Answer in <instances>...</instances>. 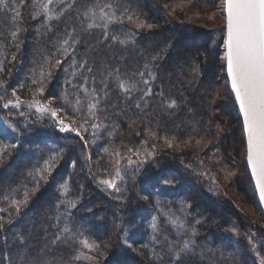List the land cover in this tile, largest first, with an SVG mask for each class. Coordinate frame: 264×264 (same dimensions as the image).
<instances>
[{"label":"trees","instance_id":"16d2710c","mask_svg":"<svg viewBox=\"0 0 264 264\" xmlns=\"http://www.w3.org/2000/svg\"><path fill=\"white\" fill-rule=\"evenodd\" d=\"M219 1L100 0L102 4L120 5V11L127 7L126 16L138 17L139 22L153 27L138 29L125 18L124 24L110 26V34L134 43L100 47L99 50L94 49L91 56L97 61L107 59L112 67H120L121 72L128 70L129 75L133 68L142 67L145 58L150 61L158 54L162 58L156 62L159 66L153 69L157 74L152 85L153 95L147 98V102L140 101V108L135 106L139 93L126 101L110 82L111 95L106 104L102 103L105 110L98 115L106 125L103 130L112 132V135L105 136L102 131L93 144L90 133H85L89 141L87 148L73 133H60L51 126L50 119L36 122V117L26 107L22 106L21 111L25 115L21 116L16 109L0 106V141L5 144L19 143L18 148L9 149L0 161V189L17 187L21 181L31 189L33 181L27 178V171L52 152L63 149L59 166L48 177L47 183L40 181V187L31 196L27 207L22 206L19 215L13 210L11 223L8 222L7 212L0 213V224L4 229L0 232V257L10 254L13 264H16V245L20 236L26 238L25 246H33L30 250L35 254V250L42 246L41 225L54 223L47 217L55 215L53 205L57 202L59 186L67 181V198L79 197L77 209L73 210L77 223L87 229L86 236L95 239L102 247L104 244L108 247L98 261L84 262L72 260L75 254L72 247L61 246L45 253L53 264H159L152 259V252L159 253L160 246L150 240L146 243L149 228L145 227V223L156 215L162 234L167 233L172 239L175 236L166 217L157 211V200L163 212L175 214L189 227H196L197 242L205 246L203 264H258L253 259L248 239H253V233L263 236L264 232L245 212L247 208H257L258 222L263 224L264 213L257 202L246 164L243 123L227 83L222 59L224 34L218 39L216 31L201 28L193 21L194 16L206 17L213 12ZM31 2L28 0L21 9L23 28L27 30L19 34V47H16V41H11L9 33L12 26L8 17L0 14V45H4L0 47V60L5 61L0 80L6 82L8 97H11L15 87L20 99L25 102L33 98L29 91L35 87L30 83L32 70H39L43 56L54 55L56 41L63 38L66 27L70 30L76 26L79 31L74 19L77 10L83 11L84 5L93 0H76L73 9L59 20L50 22L51 32L41 26L43 17L31 19ZM59 10L57 7L56 11ZM225 24L224 21L222 33L225 32ZM92 31V36L85 37L88 44H95L99 39V30ZM84 53L82 44L78 46V59ZM13 55L16 57L14 61L11 59ZM64 66L66 64L61 67ZM52 73L45 82L44 97H59L68 87L62 70L52 69ZM21 84L24 87H20ZM161 92L163 96L159 95ZM0 94L4 93L0 91ZM218 98L224 99V102L217 101ZM170 99H175L178 107H165L164 101ZM60 103V100L53 99V106ZM5 120L20 128V134L5 127ZM152 137L156 140L154 158L141 165L139 172L127 170L121 193L109 195L103 191L97 181L106 178L105 170H111L112 161L110 155L101 153L102 149L107 147L129 153L128 148L140 149L142 141ZM200 139L202 143L198 145L196 141ZM168 142L172 147L168 146ZM85 154L91 155V163L86 161ZM72 161H76L74 168L71 167ZM124 164L121 163L122 166ZM235 167L240 175L236 174ZM213 172L223 179L226 188L215 181ZM164 179L172 183L165 185L162 182ZM229 191L236 194L239 200L236 201ZM117 195L124 198L123 203L112 198ZM144 195H149V200L141 199ZM0 207L7 205L0 202ZM182 208L184 211H181ZM113 219H122L126 224L133 225L130 239L134 241L136 250L128 248L113 230ZM197 220L200 223L197 224ZM230 228H234L236 233L227 231ZM48 230L49 233L53 231L50 227ZM167 261L165 257L164 264Z\"/></svg>","mask_w":264,"mask_h":264},{"label":"snow or ice","instance_id":"6c2138e0","mask_svg":"<svg viewBox=\"0 0 264 264\" xmlns=\"http://www.w3.org/2000/svg\"><path fill=\"white\" fill-rule=\"evenodd\" d=\"M27 2L28 0H0V14L9 19L12 26L9 35L11 41L17 42L16 47H19L20 32L27 30L23 28L24 18L21 11ZM75 4L76 0H70V2L69 0H32L31 19L36 20L43 17L41 26L51 32L53 29L50 22L59 20L66 12L73 9ZM61 5L63 7H60ZM57 7L60 8L59 11H56ZM119 9L120 5L118 4H102L100 0H93L92 3L84 5L83 11L77 10L74 19L78 23L79 31L76 26L70 30L66 27L63 38L56 41L54 55L52 57L43 56L39 70H32L33 75L30 83L35 86L29 89L33 97L32 100L22 101L15 87L12 88L11 97H8L6 82L0 80V91L4 93L0 94V106L4 109H16L21 116L25 115L21 111L22 106L26 107L36 117V122L48 118L52 121L51 126H54L60 133H74L79 137L84 148H87L89 144L85 133H90L91 142L95 144L98 132L106 127L98 113L105 110L101 105L102 103L106 104L111 95L110 82L114 83L115 90L126 101L132 100L133 95L139 93L135 106L140 108V101L147 102V98L153 95L152 85L157 79V74L153 69L159 66L156 62L162 56L160 54L152 56L150 61L145 58L146 62L142 67L133 68L131 75L128 70L121 72L120 67H112L107 59L102 58L97 61L94 56H91L93 50H99L100 47H111L113 44L127 46L129 43H134V41L120 39L119 36L110 34V26L124 24L125 18L138 29L153 27L151 24L139 22L138 17L134 19L133 15L126 16L127 7L124 11ZM223 11L226 14V36L223 42L225 51L222 59L226 66L227 83L230 84L235 102L239 106V113L243 118V133L247 141V163L255 180L260 201L264 203V0H223ZM93 29L99 30V39L95 44H88L85 37L92 36ZM37 32H39V28H37ZM82 44L85 47V53L78 59V46ZM3 46L0 45V47ZM11 59L14 61L15 55ZM4 63V60H0V72L4 70ZM65 64L66 66L61 67ZM196 67L193 68L194 72ZM52 69L62 70L66 74L64 83L68 87H65L59 97H44L45 82L52 76ZM77 80L79 82H76ZM20 87H24V85L21 84ZM159 95L163 96V93L161 92ZM53 99H58L61 103L53 106ZM164 106L167 108L178 107L175 99L164 101ZM68 109L70 112L66 113ZM60 113H66L65 117L62 118ZM69 116H71V124L65 123V119ZM5 123L11 132L20 134L21 129L16 125L7 120ZM73 125L77 126L73 127ZM196 143L201 144L202 139L197 140ZM168 146L172 147L171 142H168ZM18 147V141L8 144L0 141V161L4 159L9 149ZM127 151L139 159L134 161L130 156H122L118 149L112 150L110 155L115 157L112 161V168L105 170L106 178L97 181L102 186V190L107 191L109 195L119 194L123 191L122 185L126 183L128 169L139 172L141 165L146 164L148 159L154 156V152L143 146L141 149L128 148ZM103 152L109 153V148H103ZM141 156L142 158H140ZM62 158L63 149L52 152L42 162L38 161L32 169H29L26 176L33 181L31 189L23 181L17 187L0 189V202L7 205V207H0V213L7 212L9 223L12 222V211L14 210L19 215L21 207H27L31 196L39 189L40 181L47 183L48 177L59 166ZM85 159L91 163L90 154H85ZM121 161L125 162L124 166L121 165ZM201 165H203V161H201ZM75 166L76 161H72L71 167ZM134 179L135 177H133ZM162 182L165 185L172 183L167 179ZM58 192L57 202L53 205L55 215L47 217L54 223L48 226L41 225L42 246L36 249L33 254V251L30 250L33 246H25L26 238L20 236L16 245L18 249L16 264H53L51 259L46 258L45 253L61 246L73 248L75 254L72 256V260L74 261H98L99 257L105 254L104 249L108 245L104 244L102 247L95 239H90L85 235L87 229L77 223L73 210L77 209L79 197L67 198L69 194L67 181L59 186ZM112 198L121 203L124 201V198L119 195ZM149 198V195L141 197L145 201ZM156 207L157 211L166 217L167 223L172 226V235L175 236V239L170 238L167 233L162 234L157 216L153 215L149 225L151 228L150 242L160 246V252L157 253L153 250L152 259L158 261L159 264H164L165 257L168 258L167 264H203L205 246L197 242L198 230L196 227L194 225L189 227L175 214L163 212L158 200ZM88 211L91 212L92 209L89 208ZM181 211L184 209L182 208ZM196 223L198 224L200 221L197 220ZM111 226L128 248L136 250L134 241L130 239L133 225L126 224L122 219L119 221L113 219ZM49 227L53 229L51 233H49ZM3 230V225L0 224V232ZM227 231L236 233L234 228L227 229ZM252 235L254 236L255 233ZM4 243H7L6 236ZM248 243L251 245L258 264H264V255L257 249V244L251 237H249ZM74 245H79V247H73ZM60 259L62 261V257ZM5 262L13 264L10 254L5 253L0 257V264H5Z\"/></svg>","mask_w":264,"mask_h":264},{"label":"rangeland","instance_id":"374dc122","mask_svg":"<svg viewBox=\"0 0 264 264\" xmlns=\"http://www.w3.org/2000/svg\"><path fill=\"white\" fill-rule=\"evenodd\" d=\"M216 4H217V5H216V9H215L213 12H211L209 15H207L206 17H204V16H194V17H193V21H194L195 24H197V25H198L199 27H201V28H205V29H207V30H209V31H212V32H215V31H216V33H217L216 36H217L218 39L221 38V37L223 36V34H224V38H223V41H224L225 36H226V29L224 30L225 32L222 33V27H224V21H225V13H224V11H223V0H220V1L217 2ZM225 23H226V21H225ZM218 28L220 29V31H219ZM225 28H226V24H225ZM225 72H226V71H225ZM217 101H223V102H224V99H222V98H218ZM225 110H226V109H225ZM60 115H61L62 118L65 117V116L62 115V113H60ZM71 122H72L71 118L68 117L67 119H65V123L71 124ZM5 127H7V126L5 125ZM73 127H75V125H73ZM103 129H105V128H102V129L98 132L97 137H100V136H101L100 132H102V131L104 132V135H105V136H106V135H107V136L109 135L108 130H103ZM90 131H91V130H90ZM111 133H112V132H111ZM73 134H74V133H73ZM74 135H75V134H74ZM102 136H103V135H102ZM96 139H97V138H96ZM149 140H150V142H149ZM149 140H148V141H145V140L142 141V143H141V148H142V146H143L144 148H147L149 151L154 152V156H155V155H156V154H155V149H156V147H155V143H156V140H154V137H152V139H149ZM153 140H154V141H153ZM146 142H147V143H146ZM152 142H153V143H152ZM141 148H140V149H141ZM111 152H112L111 149H109V153H105V152H103V149H102V152H101V153H103V154H105V155H110ZM121 155H122V156H125V157L130 156L134 161H136L137 159H139L138 157L132 155L131 153H127V152H125V153H121ZM142 156H143V153H142ZM142 156H141L140 158H142ZM154 156H153V157H150L149 159H150V160L153 159ZM109 157H110L111 161H113V160L115 159V157H113V156H111V155H110ZM122 162H124V161H121V163H122ZM234 169H235L236 174H237V175H240V174H239V172H240L239 169H238L237 167H235ZM213 175L215 176V181H216L218 184H221L222 187H225V188H226L223 179H222L219 175H217L216 172H213ZM239 178H242V177L240 176ZM252 184H253V183H252ZM98 185H99V184H98ZM99 186H101V185H99ZM101 187H102V186H101ZM253 188H254V186H253ZM254 191H255V188H254ZM229 192H230V191H229ZM230 193H231V192H230ZM255 194H256V191H255ZM231 196H232L236 201L239 200V198L237 197L236 194L231 193ZM256 198H257V194H256ZM255 201H256V200H255ZM257 202H258V204H259L258 198H257ZM259 206H260V204H259ZM260 207H261V206H260ZM245 214H246V216H247L248 218H250L251 220H253L254 223H255V225H257L259 228H261L262 231L264 232V224H263L262 222H258L259 220H258V217H257V208L253 207V210H252L251 208H247ZM150 221H151V219H150ZM150 221H148V222L145 223V227H148V228H149V234L147 235L146 243H149V240H150V233H151V228H150V226H149V225H150ZM263 232H262V233H263ZM253 241L257 244V249L261 252L262 255H264V235H263V236L254 235V236H253ZM253 259L255 260V262L258 263L255 254H253Z\"/></svg>","mask_w":264,"mask_h":264},{"label":"water","instance_id":"95a60500","mask_svg":"<svg viewBox=\"0 0 264 264\" xmlns=\"http://www.w3.org/2000/svg\"><path fill=\"white\" fill-rule=\"evenodd\" d=\"M225 16H226V14H225ZM225 21H226V19H225ZM225 71H226V66H225ZM229 86H230V84H229ZM230 91H231V88H230ZM231 94H232L233 99H234V101H235V96H234V94H233L232 92H231ZM235 103H236V102H235ZM236 106H237V109H238V112H239V106H238L237 103H236ZM239 115H240V113H239ZM240 117H241V120H242V123H243V118H242L241 115H240ZM245 148H246V164H247L248 172H249V175H250V177H251V180H252L253 186H254V188H255V191H256V194H257V198H258L259 204H260L261 209H262V211H263V213H264V203H262V202L260 201V198H259V192H258V190H257V188H256V185H255V180L253 179V177H252V175H251V169H250V167L248 166V163H247V141H246V137H245Z\"/></svg>","mask_w":264,"mask_h":264}]
</instances>
